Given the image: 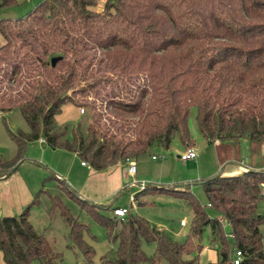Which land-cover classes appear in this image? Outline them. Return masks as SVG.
I'll return each mask as SVG.
<instances>
[{
	"label": "trees",
	"instance_id": "16d2710c",
	"mask_svg": "<svg viewBox=\"0 0 264 264\" xmlns=\"http://www.w3.org/2000/svg\"><path fill=\"white\" fill-rule=\"evenodd\" d=\"M17 1L0 0V6ZM98 2L41 0L26 15L0 17V111L5 117L18 109L29 126L13 129L6 122L16 151L0 156V176L40 136L97 169L135 159L153 143L169 147L176 134L192 144L188 120L195 106L209 141L247 139L257 164L231 173L223 165L202 178L206 204L188 186L151 188L187 198L190 235L200 237L210 225L219 248L218 258L207 264H264V0H103L97 7ZM66 102L84 107L72 124L56 118ZM51 179L105 226L115 244L101 255L102 264H158V255L143 249V239L155 241L168 264L195 263L189 253L201 249L200 242L178 241L130 209L124 217L105 214L99 209L111 204L80 197L52 172L20 211L0 214V249L8 264H64L62 251L29 217ZM149 188L140 187L134 200ZM48 195L50 208L58 207L68 222V245L82 252V264H95L86 222L60 193ZM223 219L231 225L232 243Z\"/></svg>",
	"mask_w": 264,
	"mask_h": 264
},
{
	"label": "rangeland",
	"instance_id": "374dc122",
	"mask_svg": "<svg viewBox=\"0 0 264 264\" xmlns=\"http://www.w3.org/2000/svg\"><path fill=\"white\" fill-rule=\"evenodd\" d=\"M39 1L41 0H18L14 4L0 6V17L26 15ZM102 2L103 0H99L97 7H100ZM2 40L3 36L0 33V41ZM62 115L59 117H63ZM22 119L25 118L18 109L5 113V117L2 116L0 111V156L5 158L12 156L16 147L14 140L10 137L6 128V122L11 128L15 129L20 127ZM65 120L71 124L76 121L74 117H68ZM188 124L194 147L197 150L195 157L187 159L180 157L185 143L178 134L172 138L169 147L153 143L149 151L138 155L134 159L136 167L138 168L135 175L136 180L149 184L150 188L141 193L138 199L132 201L131 195L139 190L140 187L137 185V182L128 185L134 179V177L129 175L125 183L127 186L119 193H116L117 196L114 193L111 200H113L114 204L123 203L128 205L131 212L143 215L151 223L159 227H164L178 241H185L191 238L195 243L200 242L202 244L201 249H193L189 253V256H196L194 264H207L216 257V251L219 248L218 239H212L210 225L208 224L205 227L200 237L190 235L193 212L187 198L151 187L153 185L171 184L188 186L194 195L203 204H206L207 197L201 182L202 178L214 175L224 166L226 167V171L230 164L248 163L251 160L249 156L251 144L247 139H243L234 144L222 141L216 144L215 142L209 141L198 126L195 106H191ZM43 145L37 139L30 141L24 155L17 162L19 165L16 168V171L25 174L27 180L34 188L36 186V190L43 185V179L53 172L46 168L48 165L47 161L51 160L50 154L53 151L47 150L48 152H44L42 149ZM189 145L192 144L190 143ZM152 154H155V157ZM262 157V161H264V149ZM45 188L46 191L40 195V201L33 204L30 209L29 217L36 229L44 230L55 247L62 251L64 264L83 263L84 257L82 252L77 247L68 245L70 242L68 222L60 213L58 207L50 208L51 199L48 192L60 193L71 211L86 222L84 236L95 248L93 261L95 264H102L101 255L115 244L107 238L105 226L87 209L81 207L75 200L66 196V190L56 179L47 180L45 182ZM111 200H108V202ZM99 210L105 214L113 215L112 207H102ZM208 211L210 214L215 215V212L211 208H208ZM181 219H184L186 223L181 224ZM222 226L225 234L232 243L230 223L223 219ZM260 228L264 237V221L260 224ZM142 247L148 254L156 253L158 255V264H168L165 257L156 252L155 241L143 239ZM32 264L41 263L36 259Z\"/></svg>",
	"mask_w": 264,
	"mask_h": 264
},
{
	"label": "crops",
	"instance_id": "0c3cea01",
	"mask_svg": "<svg viewBox=\"0 0 264 264\" xmlns=\"http://www.w3.org/2000/svg\"><path fill=\"white\" fill-rule=\"evenodd\" d=\"M60 115L63 117L60 118ZM80 116L81 111L79 106L71 102L64 103L61 111L56 114V118L59 122H66L65 119L68 117H74L77 120ZM20 127L29 129L25 119H22ZM40 137L37 140L44 144L42 148L44 152H48L47 150L53 151L50 154L51 160L47 161L48 165L46 168L55 172L56 175L61 177L65 183L77 193V195L84 199L106 203L108 205L111 204L113 206L114 202L111 200L112 195L115 193V196H117L116 193H119L127 186L125 183L129 175L136 179L135 175L138 168L136 167L135 172H130L128 170L129 162L127 160H120L108 167L97 169L88 162L82 163V159L76 151L62 147H52ZM214 142L216 144L220 143V141ZM188 145L189 144H185L182 151H184ZM192 145L194 146L193 143ZM261 159L263 160V158ZM242 164L249 166L256 165L257 159H253L252 161L249 160L248 163L241 162L240 164L235 163V165L230 164L226 172H237L242 168ZM18 165L19 163H16L15 167L7 173V175L0 176V214H11L20 211L23 205L29 202L37 191L36 186L34 188V186L29 183L24 173L16 171ZM134 179L129 182L128 185L133 183ZM108 200L111 201L108 202ZM114 205L125 204L116 203ZM216 253V257L211 261H215L218 258V252L216 251ZM0 264H8L3 257L1 249Z\"/></svg>",
	"mask_w": 264,
	"mask_h": 264
},
{
	"label": "built area",
	"instance_id": "2783aa9c",
	"mask_svg": "<svg viewBox=\"0 0 264 264\" xmlns=\"http://www.w3.org/2000/svg\"><path fill=\"white\" fill-rule=\"evenodd\" d=\"M79 109L81 112L84 111L83 106H80ZM40 138L42 140H45L44 137H42V136ZM152 155H153V157H155V154H152ZM196 155H197V150L193 145H188L187 148L180 153V157L183 159L195 157ZM126 160L129 162L128 170L132 173L135 172V169H136L135 160L132 158H127ZM81 162L87 163V161L84 159H82ZM136 182L138 183L139 187H143L145 185V183L143 181L138 182L136 179H134V183H136ZM131 200L134 201L133 194L131 195ZM129 209H130V207L128 205H113L112 212L115 215H118L120 217H124L128 213ZM185 223H186V221L184 219H181V224H185ZM241 259H242V252L240 249H237L235 254H234V261L236 263H238V262H240Z\"/></svg>",
	"mask_w": 264,
	"mask_h": 264
},
{
	"label": "water",
	"instance_id": "95a60500",
	"mask_svg": "<svg viewBox=\"0 0 264 264\" xmlns=\"http://www.w3.org/2000/svg\"><path fill=\"white\" fill-rule=\"evenodd\" d=\"M57 58H58V55H53V56L51 57V63L54 64L55 61L57 60ZM14 167H15V165H13V167L8 171V173H9Z\"/></svg>",
	"mask_w": 264,
	"mask_h": 264
}]
</instances>
